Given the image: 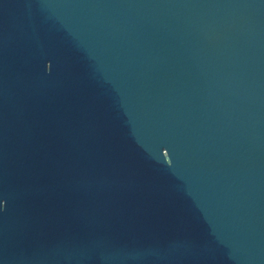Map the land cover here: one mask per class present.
<instances>
[{
  "label": "water",
  "instance_id": "1",
  "mask_svg": "<svg viewBox=\"0 0 264 264\" xmlns=\"http://www.w3.org/2000/svg\"><path fill=\"white\" fill-rule=\"evenodd\" d=\"M0 264H264V0H0Z\"/></svg>",
  "mask_w": 264,
  "mask_h": 264
}]
</instances>
